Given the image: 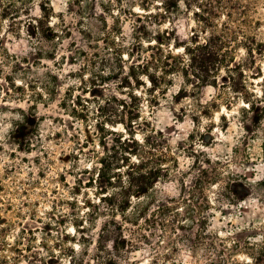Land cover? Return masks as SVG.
<instances>
[{"label": "rangeland", "instance_id": "1", "mask_svg": "<svg viewBox=\"0 0 264 264\" xmlns=\"http://www.w3.org/2000/svg\"><path fill=\"white\" fill-rule=\"evenodd\" d=\"M47 1L51 37L41 42L32 21L14 28L0 9V264H198L189 206L157 209L166 198L180 201L182 184L192 187L209 159L225 165V181L209 191L210 232L236 264H264L263 129L254 134L264 106V0H34L32 16ZM214 33L232 40L236 62L247 59L245 45L257 50L246 73L256 111L229 86L178 72L166 75L154 105L140 77L145 123L134 132L109 123V96L127 98L120 84L129 66L149 61L160 75L155 57L188 58L194 40ZM162 156L153 187L132 196L129 210L119 207L127 160ZM103 159L122 167L112 185L98 177ZM198 204L206 210L202 197Z\"/></svg>", "mask_w": 264, "mask_h": 264}, {"label": "trees", "instance_id": "2", "mask_svg": "<svg viewBox=\"0 0 264 264\" xmlns=\"http://www.w3.org/2000/svg\"><path fill=\"white\" fill-rule=\"evenodd\" d=\"M33 2L34 0H0L1 17L5 20H9L14 28L18 26L22 27L25 22L32 21L35 36L38 38V41L41 42L51 37L48 31L50 29V18L54 15V10L47 1L46 5L40 6L39 17L32 16L31 11ZM199 3L201 2L199 1L197 3L198 7H201L202 4ZM209 14L213 13L209 12ZM200 19L207 26H214V22L203 14L200 16ZM56 35H58L57 32L52 34V36ZM245 49L247 51V59L242 62H236L232 40L219 33H214L202 43H198L194 40L193 45L188 48V58L184 55L174 57L171 52L166 55L165 60L155 57L156 62H154V65L162 66L163 69V73L160 75L149 72V61H147V63L141 62L140 64H132L129 66L128 76L124 78L120 84L121 89H129L128 92H126L127 98H119L116 95L109 96V123H122L130 131L134 132L136 126L140 127L145 123L140 121L142 119L141 107L144 96L135 93L136 88L145 86L144 82H141L140 77L145 75L149 80L150 87L147 88V93L154 98L148 101L151 102V105H154L159 102L157 93L162 92L163 95L166 93V88H162L166 75L176 74L178 72H181L188 80L195 78L197 84L213 85L215 87L229 86L234 92L243 95L242 99L248 104L250 110L256 111L257 100L259 99L255 98L252 100V98H250L253 97V94H251L247 88L246 73L255 68L258 52L249 45H245ZM158 51L162 52L163 49L159 47ZM128 55L131 56V52H128ZM170 58H173V61H170ZM222 69L226 72V80L219 82L218 74ZM122 74L123 72H120L117 76H113L116 75L113 73L110 74L109 81L119 79ZM254 124V134H256V131H258L260 127L264 132V106L260 109V112L257 113ZM261 149L264 159V142L261 144ZM132 153L139 157L137 152H130V155ZM165 156L161 158L158 157L156 160L150 162L142 161L136 163L132 162L131 158L127 160V163L122 166L127 168V184L123 185V188H121L126 199L124 201V206L119 204V207L124 208L125 211L129 210L132 196L142 192L147 193L149 189L153 187V182L158 177L159 173L157 165L163 161V157ZM122 167L119 166V164H115V162H106V160L103 159L102 166L98 171V177L106 184L112 185V177L118 176L117 169ZM224 167L225 165L222 161L209 159L207 167L201 170L199 177L196 178L192 187L188 188L185 183L182 184L183 191L180 201L173 198H166L165 201H167L168 204H162L157 209V211L163 215H166L167 212L172 210L180 214L179 209H184V206H176L175 209H173V203L181 202L189 206L188 212L190 215L187 219L191 220L192 225L199 226L195 233V240L193 244L189 246L191 251L197 254L198 264L237 263V260L233 259V249L228 246L225 239L209 230V222L211 218L215 216L212 212L215 207L209 196V191L212 186L225 181V172H223ZM186 193H188V195H185ZM219 193H217L218 198H215V200L222 203V199L219 198ZM200 197L205 200L206 210L199 209L198 198ZM140 216L143 217V214ZM145 221H148V219L146 218ZM261 252L262 254L260 255L263 256L264 246ZM252 258L261 259L259 257L256 258V256H252Z\"/></svg>", "mask_w": 264, "mask_h": 264}]
</instances>
